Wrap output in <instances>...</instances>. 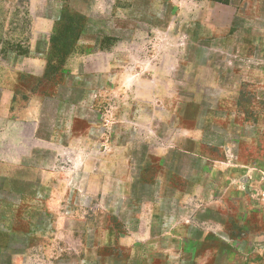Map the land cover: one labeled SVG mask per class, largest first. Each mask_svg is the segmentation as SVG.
<instances>
[{
  "label": "rangeland",
  "instance_id": "rangeland-1",
  "mask_svg": "<svg viewBox=\"0 0 264 264\" xmlns=\"http://www.w3.org/2000/svg\"><path fill=\"white\" fill-rule=\"evenodd\" d=\"M0 264H264V0H0Z\"/></svg>",
  "mask_w": 264,
  "mask_h": 264
},
{
  "label": "trees",
  "instance_id": "trees-1",
  "mask_svg": "<svg viewBox=\"0 0 264 264\" xmlns=\"http://www.w3.org/2000/svg\"><path fill=\"white\" fill-rule=\"evenodd\" d=\"M216 3L228 4V0H213ZM83 29V17L70 15L66 11L61 13L57 21L53 33L50 37L51 61H48V67L54 72L62 69L66 59L73 54L74 47L81 35Z\"/></svg>",
  "mask_w": 264,
  "mask_h": 264
},
{
  "label": "crops",
  "instance_id": "crops-1",
  "mask_svg": "<svg viewBox=\"0 0 264 264\" xmlns=\"http://www.w3.org/2000/svg\"><path fill=\"white\" fill-rule=\"evenodd\" d=\"M206 236V233H203L202 237H205Z\"/></svg>",
  "mask_w": 264,
  "mask_h": 264
}]
</instances>
